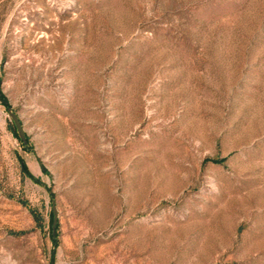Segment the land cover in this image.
<instances>
[{"label":"rangeland","instance_id":"obj_1","mask_svg":"<svg viewBox=\"0 0 264 264\" xmlns=\"http://www.w3.org/2000/svg\"><path fill=\"white\" fill-rule=\"evenodd\" d=\"M0 264H264V0H0Z\"/></svg>","mask_w":264,"mask_h":264},{"label":"water","instance_id":"obj_2","mask_svg":"<svg viewBox=\"0 0 264 264\" xmlns=\"http://www.w3.org/2000/svg\"><path fill=\"white\" fill-rule=\"evenodd\" d=\"M8 111H9L10 117L12 118V120L15 123V126L17 128V131L19 133L20 138L25 142L24 129H23V126H22V123H21L19 117L16 115L15 112L12 111L11 108H9ZM53 213H54L53 228H54V226H55V224L57 222V211L55 209V206H53Z\"/></svg>","mask_w":264,"mask_h":264}]
</instances>
